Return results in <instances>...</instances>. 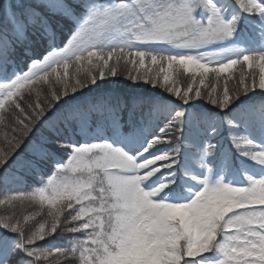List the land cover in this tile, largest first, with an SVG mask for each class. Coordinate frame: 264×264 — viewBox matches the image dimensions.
<instances>
[{
	"label": "snow or ice",
	"instance_id": "1",
	"mask_svg": "<svg viewBox=\"0 0 264 264\" xmlns=\"http://www.w3.org/2000/svg\"><path fill=\"white\" fill-rule=\"evenodd\" d=\"M0 189V264H264V0H0Z\"/></svg>",
	"mask_w": 264,
	"mask_h": 264
},
{
	"label": "rangeland",
	"instance_id": "2",
	"mask_svg": "<svg viewBox=\"0 0 264 264\" xmlns=\"http://www.w3.org/2000/svg\"><path fill=\"white\" fill-rule=\"evenodd\" d=\"M187 83L186 79L185 78H181L180 79V86L183 87L185 84ZM207 83V82H206ZM109 85L110 84H114V85H117V84H120V85H126L127 87H129L130 89H133V90H141V91H151L152 89H150V87L146 84H137V85H133V83L129 80H126L124 79L123 77H118V78H115V83H111L109 82L108 83ZM107 85V84H106ZM231 87V83L229 85ZM34 99V98H33ZM42 99V97H41Z\"/></svg>",
	"mask_w": 264,
	"mask_h": 264
},
{
	"label": "water",
	"instance_id": "3",
	"mask_svg": "<svg viewBox=\"0 0 264 264\" xmlns=\"http://www.w3.org/2000/svg\"><path fill=\"white\" fill-rule=\"evenodd\" d=\"M120 86V87H118ZM105 88L106 90H111V91H114V92H117L119 94H122V95H130V94H133V93H142L144 91H141V90H133V89H130L129 87H127L126 85H114V84H107L105 85Z\"/></svg>",
	"mask_w": 264,
	"mask_h": 264
},
{
	"label": "trees",
	"instance_id": "4",
	"mask_svg": "<svg viewBox=\"0 0 264 264\" xmlns=\"http://www.w3.org/2000/svg\"><path fill=\"white\" fill-rule=\"evenodd\" d=\"M120 85V84H119ZM118 87H120V86H118ZM0 192H3V189H0Z\"/></svg>",
	"mask_w": 264,
	"mask_h": 264
}]
</instances>
